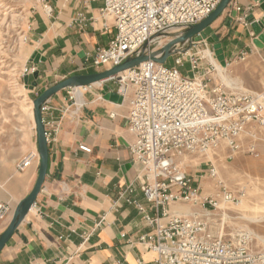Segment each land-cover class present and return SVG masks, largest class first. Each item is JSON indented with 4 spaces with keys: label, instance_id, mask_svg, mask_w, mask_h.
I'll return each instance as SVG.
<instances>
[{
    "label": "crops",
    "instance_id": "crops-1",
    "mask_svg": "<svg viewBox=\"0 0 264 264\" xmlns=\"http://www.w3.org/2000/svg\"><path fill=\"white\" fill-rule=\"evenodd\" d=\"M102 7L99 0H45L29 13L24 67H33L34 72L22 75L19 100L0 106V204L11 209L0 223V235L38 174L39 161L22 172L16 170L26 153L37 150L32 101L69 77L107 70L87 61L115 33L111 20L103 30ZM233 12L236 17L229 21ZM263 17L256 0H231L211 24L222 51L220 62L253 53L252 47L264 60V41L254 35L250 25ZM257 40L262 47H257ZM215 62L211 63L226 84L257 93L264 87L257 72L250 70L233 82L220 62ZM118 78L66 88L45 101L44 128L57 127L47 142L46 175L33 206L1 249L0 264H154L156 255L142 244L141 237L154 233L155 223L145 216L159 217L160 209L145 201L141 186L134 182L138 167L129 151L134 136L127 128L131 88L122 95ZM80 145L90 152L79 150ZM190 176L204 194V176L197 170ZM133 182L130 194L127 188ZM128 199L145 211L127 203ZM169 210L180 215L205 212L188 204H174ZM210 222L217 232L221 224L216 219Z\"/></svg>",
    "mask_w": 264,
    "mask_h": 264
},
{
    "label": "built area",
    "instance_id": "built-area-1",
    "mask_svg": "<svg viewBox=\"0 0 264 264\" xmlns=\"http://www.w3.org/2000/svg\"><path fill=\"white\" fill-rule=\"evenodd\" d=\"M93 1L98 0H83ZM99 1L103 2L99 11L102 28L107 30L106 21L111 20L115 33L87 61L95 68L111 69L139 55L157 53L151 45L160 37L180 36L208 17L221 0ZM200 44L176 45L170 51L173 61L169 66L147 60L118 78L122 95L128 86L131 88L127 128L134 136L129 147L131 160L138 167L134 182L141 186L145 201L160 209L159 217L145 216L155 223V229L152 235L142 236L141 242L155 253L154 264H264V252L251 251L247 234L225 236L222 223L214 232L210 222L221 202L238 203L244 193L229 191L212 163L208 175L215 180V191L206 196L185 171L184 157L206 155L221 146L227 160L238 154L257 156L258 135L264 132V98L229 89L223 83H210L216 69L197 50ZM237 58L243 61L246 54ZM185 62L191 75L180 71ZM30 72H34L33 67H24L22 75ZM45 110L42 105L41 113ZM56 130V126L45 130L47 142ZM79 150L90 152L85 145ZM35 161H39L37 150L29 151L18 161L16 170L22 172ZM134 182L127 188L130 194ZM126 202L145 211L135 200ZM174 204L198 206L205 212L172 213L169 206ZM10 213L9 205L0 204V223ZM162 218L165 223H159Z\"/></svg>",
    "mask_w": 264,
    "mask_h": 264
},
{
    "label": "rangeland",
    "instance_id": "rangeland-1",
    "mask_svg": "<svg viewBox=\"0 0 264 264\" xmlns=\"http://www.w3.org/2000/svg\"><path fill=\"white\" fill-rule=\"evenodd\" d=\"M43 1L45 0H0V106L3 108L9 106L11 100L13 103L19 100L22 95L19 94V90H21L22 71L26 60L25 39L28 16L34 8L41 6ZM169 37L170 35H163L158 40L162 42L161 46L154 43L151 48H161L168 42ZM201 43L197 47L200 54L206 58L205 50H209L217 61L212 45ZM252 48L253 53H248L243 61L238 58L223 63L217 61L226 69L227 75L233 82L235 77L248 75L250 70L257 72L259 81H264V60L256 49ZM172 61L173 56H169L165 65L169 66ZM180 71L183 75L188 73L191 75L186 62ZM213 82L223 83L229 89L241 90V87H235L234 83L226 84V81L218 76L217 71L211 75L210 83ZM243 90L264 96V87L259 93L247 88ZM258 136L260 139L257 143V156L238 154L227 160L226 149L221 146L206 155L184 157L183 164L189 175L197 170L204 176V196L215 191V180L208 175L210 163L229 191L235 194L244 193L238 203L221 202L220 209L213 212L211 219L223 224V235L245 233L250 238L251 251L264 252V132L260 131Z\"/></svg>",
    "mask_w": 264,
    "mask_h": 264
},
{
    "label": "water",
    "instance_id": "water-1",
    "mask_svg": "<svg viewBox=\"0 0 264 264\" xmlns=\"http://www.w3.org/2000/svg\"><path fill=\"white\" fill-rule=\"evenodd\" d=\"M259 2L261 9L264 11V0H256ZM231 0H221L217 7L212 11V13L206 17L204 20L199 22L198 24L190 27L180 36L174 37L169 42H167L160 50L159 53H152L149 56L147 55H139L132 59H129L122 63L119 66L113 67L111 69H107L98 73L88 74V75H77L69 77L60 83L49 87L42 94H40L36 99L32 101L33 106V119L35 125L36 132V143H37V152L39 155V167L38 174L35 181V184L30 191V193L18 203L15 208L12 218L4 230V232L0 235V251L5 245V243L9 240L13 232L15 231L18 224L24 218V216L28 213V211L33 206L36 196L39 193L41 186L44 181V177L47 171V159H48V147L47 141L45 138V128L42 120L41 107L44 105L45 101L55 93L60 90L66 88H76V87H86L93 83L103 81L109 78L118 77L120 74L125 71L131 70L137 67L139 64L152 60L157 64H164L168 57L170 56V51L178 44H182L185 42H194L201 43L206 42L212 45L214 55L217 58V61H221V49L219 44L218 37L213 34L211 29V24L219 18V16L223 13V11L228 7ZM236 17V13H231V17H229V21H232L233 18ZM251 29L258 37L259 40L264 41V17L261 21H252L250 23ZM258 40L255 41V44L260 46L261 42ZM159 55V57H156Z\"/></svg>",
    "mask_w": 264,
    "mask_h": 264
},
{
    "label": "bare ground",
    "instance_id": "bare-ground-1",
    "mask_svg": "<svg viewBox=\"0 0 264 264\" xmlns=\"http://www.w3.org/2000/svg\"><path fill=\"white\" fill-rule=\"evenodd\" d=\"M171 37V36H170ZM168 38V42L170 41V39L171 38ZM258 41V40H257ZM158 44L161 46V44H162V42H160V41H158ZM163 47V46H162ZM161 47V48H162ZM161 48H158V49H161ZM158 49H156L157 50V53H159L160 52V50H158ZM205 51H207V55H206V58H208V60H210L212 63H214V64H216V62H215V59H214V57H213V55H212V53L209 51V50H205ZM215 67V66H214ZM216 69V68H215ZM124 76H126V75H128L129 74V72L128 71H125L124 73H122ZM260 98H264L262 95H258ZM32 110H33V106H32Z\"/></svg>",
    "mask_w": 264,
    "mask_h": 264
}]
</instances>
